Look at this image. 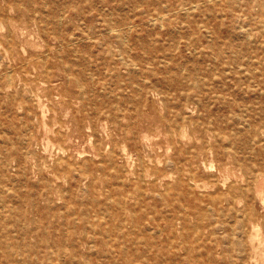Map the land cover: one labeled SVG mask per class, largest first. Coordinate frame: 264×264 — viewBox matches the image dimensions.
<instances>
[{
	"label": "rangeland",
	"instance_id": "374dc122",
	"mask_svg": "<svg viewBox=\"0 0 264 264\" xmlns=\"http://www.w3.org/2000/svg\"><path fill=\"white\" fill-rule=\"evenodd\" d=\"M132 1L0 0V149L35 153L7 173L66 175L26 215L74 264H264V6Z\"/></svg>",
	"mask_w": 264,
	"mask_h": 264
},
{
	"label": "bare ground",
	"instance_id": "6f19581e",
	"mask_svg": "<svg viewBox=\"0 0 264 264\" xmlns=\"http://www.w3.org/2000/svg\"><path fill=\"white\" fill-rule=\"evenodd\" d=\"M150 1L151 2L152 1L153 2H157L156 0H150ZM218 1H220V0H218ZM257 1L259 2L260 6H264V0H260V1L257 0ZM140 2H141V0H133L132 1V5L137 6L138 3H140ZM170 6L173 7V3L167 4L166 8H169ZM158 10H160V11H157V12H162L161 11L162 7H158ZM186 10L185 11L183 10V11L186 12ZM28 13H30V9H28ZM53 13H57V12L55 11ZM160 14L161 13H158V16L156 18L157 20H160V19L162 20V16H160ZM60 18L62 19V17H60ZM156 19L154 18V20H156ZM115 22L110 23V25L108 26V29L111 32H115V31L118 32L117 35H115V36L119 39L118 42L121 43V47L124 49L126 47L125 44H126L127 39H128V35H127L128 28L127 29L124 28V30H122V29H120L119 25L114 26ZM123 22L124 21L121 20V21H119V24H123ZM153 25H154V23H153ZM115 27H118V28H115ZM245 29H246V27H245ZM7 31H8V29H7ZM133 41H134V43L136 45H138L140 48H143V49L144 48L150 49L153 46V42H151L150 40H146L145 38L138 37V36L134 37ZM234 56H236V55L234 54ZM215 60L216 59H214V61ZM126 65H128V62H127ZM132 65H133V63L131 64V66ZM134 66H132V67H134ZM65 67H67V65ZM128 68H130V67H128ZM67 70H70V67H68ZM134 71H135V69H134ZM241 71H243V70H241ZM10 74H11V71H10ZM92 80H93V78H92ZM103 90H101V91H103ZM83 97H84V95H83ZM228 122L229 121H227V123ZM2 140L7 145L8 144H14V143H16L18 141V137H16L15 139H9V138L2 137ZM28 149H29L28 144H27V147H23V148L19 149L18 151L14 150V149L8 150V149H5L3 147H1V149H0V152L2 154L1 157H0V176H1V179H0V206H2L1 207L2 209H0V254H2L4 256V259L0 258V264H25L26 261H29L28 264H44L45 257L47 258L46 259L47 261L48 260H49V262L52 261L54 264H74L75 263V259H76V255H75V253L70 251L71 249L69 248V245L66 244V241H64L63 243H58V244L55 243L54 241L53 242H49L48 241L49 231L48 232H46L44 230L40 231V223H39V221H41L39 219L40 214L38 213L37 216L34 215L33 217H28L26 215L27 207L30 206L31 209L38 208L37 206H39V199H38L37 195L43 196L44 194H47L49 196L48 201H50L51 200L50 195L53 196L55 191L58 192V185H57V187H55L54 183L57 182V181H60L61 179H63L64 176H66L64 170H63V172L59 171V169H58L59 166L57 167L55 165H48L46 162H43L42 166L40 164H38V172H37L38 177L40 179H43V177H44L43 176V174H44L43 171L46 170L48 173L52 174L53 180H50V181H46L45 180V181H43V183H45V187L40 192L38 191V188H36V189L34 188L35 185H30L29 186L27 184L26 186L27 187L29 186V188H28L29 190H28L27 194H20L22 191L18 190V188L14 186L15 183H18L20 181L16 180L15 176H11V175H9L7 173V168L9 166L10 161H11V159H12L14 154H17L16 161H17V163L19 165V168L24 169L27 173H29L28 172V164L31 165V161L33 160V156L35 155V153L33 151H31V150H28ZM249 153H250V151H249ZM192 158H193V156H188V157H186L185 160H188V162L191 163V159ZM173 164L175 166V169L177 170V172L180 175L183 174V172H186L185 171L186 166L184 167V165H182V161L180 159L177 160V161H174ZM33 166H34V164H33ZM187 166H191V165H187ZM246 168H247V170H254L250 166H248V167L246 166ZM190 169H191V167H190ZM112 170L113 169H111V171ZM251 173H253V172H251ZM261 174L264 175L263 173H261ZM189 176H190V180H194V178L191 175H189ZM117 180H119V179H117ZM201 193L202 192H200V194ZM235 201H236V199H235ZM15 203L18 204L16 209L13 206V204H15ZM117 204H120V203L117 202ZM12 214H14V215H12ZM108 214L111 215L110 212H108ZM213 216H215V214ZM29 223L32 224L31 228L28 226ZM86 226H88L87 227L88 229L95 230L90 222H87ZM217 227H218V225H217ZM194 235H195V233H194ZM257 235H258V231H256V236ZM28 237L37 238L38 239L37 243H31L30 240H28ZM108 237L111 238V235H108ZM77 241H79V237H78V234L75 233L73 235V241H72L74 246H77ZM237 241H239V240L237 239ZM27 258H29V259H27Z\"/></svg>",
	"mask_w": 264,
	"mask_h": 264
}]
</instances>
